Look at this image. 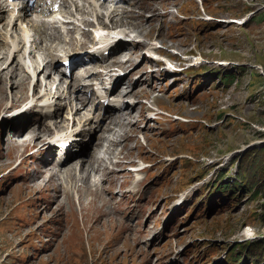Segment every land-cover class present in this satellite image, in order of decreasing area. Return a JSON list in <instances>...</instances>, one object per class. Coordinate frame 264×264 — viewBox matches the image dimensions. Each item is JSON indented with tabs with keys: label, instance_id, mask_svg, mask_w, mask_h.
I'll use <instances>...</instances> for the list:
<instances>
[{
	"label": "rangeland",
	"instance_id": "obj_1",
	"mask_svg": "<svg viewBox=\"0 0 264 264\" xmlns=\"http://www.w3.org/2000/svg\"><path fill=\"white\" fill-rule=\"evenodd\" d=\"M166 6L168 14L163 24L155 15L146 26L145 21L127 25L130 29L125 39L143 40V45L153 40L161 53L172 55L176 60L194 54L195 59L212 63L209 67L216 71L214 77L198 74L188 78L186 72H181L175 73L177 83L173 86L170 85L172 75L159 81L161 87L168 88V93L173 95L164 96L162 99L166 102L158 98L152 106L158 108V104L163 112L174 113L179 122L168 137L161 133L163 128L157 126L156 118L152 122L153 130L142 131L137 126L135 134L129 123H123L113 128L115 133L110 138L117 133L124 135L129 143L123 145L121 142L122 147H115L114 151L123 147L124 153L131 150L125 156L128 159L142 154L140 157L146 158L147 162L163 160V164L168 165L175 158L178 162L165 170L150 169L141 173L146 178L142 185L133 189L139 191L125 197L119 205L109 203L112 202L109 199L111 189L109 185H103L108 181L117 190L115 177L111 178L118 175L117 171L104 174L91 170L93 185L95 183L103 190L97 200L101 205L98 208L96 203L91 204L92 195L78 180L79 176L68 177L76 161L92 160L96 151L101 150L97 141L84 138L79 146L78 142L71 147L73 153L82 151L84 156H74L59 168L58 187L48 179H34L42 168L51 170L48 167L53 158H48L52 154L48 153L37 166L40 152L52 148L38 145V151L32 156L37 148L35 142L31 143L33 148L26 144L33 127L39 125L38 121L33 123L39 118L31 117L40 115L39 107H31L32 110L36 108L33 115L31 109L15 110L16 116L11 113L12 109L0 111V264H225L233 253L245 256L242 264H264V0H203V3L202 0H173ZM147 15L151 16L150 12ZM242 18L249 20L244 24L235 22ZM137 26L142 29L140 37L134 32ZM160 27L164 34H160ZM17 61L14 60L12 66ZM156 68L160 67L156 65ZM141 69L133 76L140 75L138 85L147 82L150 75L147 67ZM227 73L232 76L224 78ZM42 79L43 74L35 79L39 84L34 81L32 86L29 85L28 96L40 94V88L44 86ZM64 79L72 88V79ZM202 80L208 81V89L206 87L203 96L198 97ZM31 89H37V93ZM192 91L193 94L188 95ZM184 95L188 96L184 98ZM62 104L55 116L59 126L67 122L64 118L67 120L70 112L73 113L70 107L68 114L69 102ZM175 116L190 119L185 121L190 128ZM13 117L16 120L7 125ZM24 120L27 124L23 129L21 123ZM42 121L40 128L49 122ZM162 121L173 119L167 117ZM161 125L174 127L167 122ZM18 130L23 131V136L13 138L16 149L11 148V132ZM54 132L50 136L53 140L63 131ZM65 133L63 135H67V131ZM96 142L97 147H94ZM80 146H84L82 150H79ZM60 153L58 150L57 158ZM118 153L114 152L111 158ZM22 158L24 162L19 165ZM240 169L248 173V181H244L250 189L248 194L243 189H235L225 196L214 195V185L221 179L219 172L224 173L223 182L227 183L237 177ZM73 181H76L72 186L75 203L70 206L64 194ZM42 185L48 191H40ZM79 186L83 190L82 196L89 197V200L81 199V210H78ZM143 188H146L145 192ZM114 200L120 201L121 197H114ZM52 203L53 208L58 205L57 209H51ZM144 228L147 234L143 235ZM138 235L142 237L138 238Z\"/></svg>",
	"mask_w": 264,
	"mask_h": 264
},
{
	"label": "bare ground",
	"instance_id": "obj_2",
	"mask_svg": "<svg viewBox=\"0 0 264 264\" xmlns=\"http://www.w3.org/2000/svg\"><path fill=\"white\" fill-rule=\"evenodd\" d=\"M127 1H130V4L137 5L140 10L136 12L133 8L130 7L129 9H124L120 15L121 17L116 21L117 25L112 28L113 30H115V33H113L114 36L107 35L102 40L95 41V37L90 31L84 32L82 37H77L73 35L74 32L70 27H68L67 33L63 31V33H65L64 36H70L69 39H66L62 36V25L58 24L56 20L45 21L41 22L40 24L37 23L36 25L38 27L41 26L40 30H42V33L37 32L36 35L31 33L29 29L28 19L39 20L40 17L45 16V13L51 9L52 5L57 2V0H34L33 3L26 2L23 7L15 10L10 8L6 0H0V111L8 112L12 109L11 113H14V115L16 116L17 111L15 110H32L31 107H33V105L34 107H39L40 115H38V117L31 116L39 118L38 120H33L34 124L36 123V121H38L39 125H35V127H33L31 137H29L30 139L26 144H30L28 148H33L31 144L33 142H35V147L44 144L45 148H52L51 150L41 151L38 157V161L36 162L38 166L39 162L45 159L48 153H52L48 156V158L53 157L51 164L48 167L51 170L48 171L44 169L45 167L42 168L34 179L43 178V181H47L48 179L49 181H52L54 184L60 187V184L57 183V179L59 178L57 171H59V168L61 169L63 166H65L70 158L74 156L78 157L79 155L84 156V154L82 151L73 153V151L71 150L67 152L69 154L65 155L63 159H59L56 158L57 151L62 150L59 146L67 144L68 139L72 138L73 136H76L74 138L77 139V141H73L72 146L77 145L78 142L79 143L77 146H79L84 138L85 140H93V138L96 137L95 130L93 128L94 125L90 124V121L88 119L89 115L85 112L86 104L83 103V92L85 88L88 91L89 89L93 88L95 84L101 86V83L95 82L90 83L88 86H85V84L87 82H90L89 80L92 79L89 78L91 76L93 77V74L96 75L97 79H101V77H103V75L105 74L110 75L111 77L113 76V72L117 70V68H121L122 70H124L126 72L125 75L128 76L127 81L125 82L117 80L114 83L113 89L111 90L115 97L113 98L114 100L112 102V115L110 116V121L109 123H105L103 126H101V132L98 136V141L93 140L98 142L99 147L102 146L101 150L96 151L92 160L89 159L85 161L82 159L76 161L74 165L71 164L73 167L68 172L70 174L68 177H73V175L74 177L79 176L78 180H80L87 186L86 188L88 192L92 195L91 204L96 203L98 208H100L101 205L97 204V200L100 197V192L103 193V190H101L100 186L95 185V183L93 185L94 181L92 179L93 176L90 173L91 170H93V172H96V170H98L104 174H115V172L117 171L118 175L111 176V178L115 177L116 188H119L118 191L114 189L115 186L110 185V182H103L104 186L109 185V188L111 189V195L109 199H112V202L109 203H111L112 205H119L124 200L123 197L128 194V192L129 196L135 193L133 190L126 189L127 186L132 182V178L135 175V172L133 170L127 169L128 164L133 163L134 159L130 158L127 161V157H125L126 155H129L131 153V150L127 149L124 153L125 149L123 147L122 153H120L122 150L114 151L115 147H122L121 142H123V145H126L127 143H129V141L125 140L123 134L118 133L116 134V136L114 135L110 138V136L115 133L113 132V128L116 126L120 127L123 125V123H125L126 125L129 123V127L132 128V131L135 134H137V132L134 129L137 126L142 131H145L147 128L153 130V128H155V125L152 124L151 117L146 115V112L152 108L149 102L154 101V99H162L164 98V96H167L165 92L161 95L159 94V91L162 90L161 86L159 85V81L160 79H162V77H164V75H166L167 70L169 69H159L155 67L156 63L153 61V57L148 54V52H152L156 49L153 44V40H150L147 45H143L145 42L143 40L134 42L129 38H125H127V30L130 29V27H126L127 25H139L141 24V22L143 23V21H145L144 26H146L151 22L155 15L158 16L159 21L163 24L166 21L168 14L166 5L173 0ZM148 3L152 4L153 6L147 5ZM77 7L79 10L78 15L81 16H86L89 13V9H91L95 13H98L97 8L93 7L91 2H89L88 7H86V5L84 7H81L79 4H77ZM161 8H164L163 12L161 11ZM149 10H151L154 14H152V12ZM146 12H151L153 16L151 15L148 17L146 15ZM30 13L32 14V16L29 18ZM78 15L74 13L71 17H78ZM106 15H108L107 12ZM112 15L114 17L118 16V14H115L114 12H112ZM108 17L110 18V14L108 15ZM81 20L83 21L84 19ZM181 21L182 23H185L183 19H181ZM73 28H76L75 23ZM140 29L141 28L137 26L134 32L139 35ZM161 29L162 27H160L159 30L160 34H164ZM77 31L78 29H76V32ZM120 34L121 37L117 39L116 37ZM100 42L103 45L97 46ZM44 43L47 44L45 45ZM91 43L92 46H89ZM4 48H6V50ZM117 49L122 50H120V52H118V54L113 57L111 63L107 67V71L94 72V66L90 63L84 66L83 72L80 75L76 76L78 81L76 84L77 92L75 94L71 92V90L69 89V85H65L64 75L67 76L66 67H57V65H59L61 61L59 59H63V54H66L69 57H73L76 56L77 53H82V55L94 60L103 58V54L106 50L116 51ZM135 57H137L136 60ZM142 58H145V60L142 61ZM14 60L18 61L14 66H12ZM137 61L142 63L141 66L136 65L138 63ZM133 63L136 64L132 65ZM211 64L212 63L210 62L207 63L208 66H211ZM146 67L148 74L150 73V75H148V80L147 82L138 85V78L140 77V75L136 80H133V76L137 74L136 71H139L140 73L142 70L141 68L146 69ZM130 68L133 69L127 71ZM3 70L7 71L5 72ZM42 74V81L44 86L40 88V94H33L32 96H28V88H31L29 87V85L32 86L34 81V84H39L37 82L38 80L36 81L35 79H38L39 75ZM9 75H11L12 77L10 76L11 78H9ZM8 78L11 81L10 84L7 82ZM121 83L125 84L121 85ZM7 87H9V90H6ZM136 89H138V91L136 93H133V91ZM31 91L35 92L37 91V89H31ZM107 91L109 90L107 89ZM70 94L72 95V98L70 97ZM171 94H168V96ZM110 95L112 94L110 93ZM144 98H147V100L149 99V102H144ZM63 101L69 102L70 104V106H68V114L70 112V107L73 108V113L70 112L69 116L67 115V120L66 118H64V120L67 122H65L63 126H59L55 122V116L57 112H59L61 107H63ZM7 102H9V104H7ZM22 103H24V105L21 106ZM34 109L32 110L31 115L35 113ZM131 113L133 114L132 117L130 115ZM135 114L137 115V117H135ZM25 115L26 114H24V116ZM42 119H45L46 121L49 120V122L46 123L43 128H40V126L44 123ZM160 119L162 120L163 118L160 117ZM15 120V117H13L11 120L9 119V123H7V125H10ZM75 120H78V127L76 126ZM142 121H146V125L143 128H141V126L139 125ZM26 124L27 123L24 120L21 123V128L24 129ZM73 126L75 127V130L72 129ZM49 127H51V129H49ZM97 127L99 128V125H97ZM12 128L13 127H10L11 130ZM55 128H59L63 132L58 133V136H56L53 140V138L50 137L52 136L53 132L55 131V134L56 132H61L60 130H55ZM81 129L83 130L81 131ZM127 129L128 128H125V130ZM66 131L67 135H63L66 134ZM22 132L23 131L19 130L16 132H11V138L9 139V145L11 146V148L16 147L14 139L16 137H22ZM130 137H133V134L130 133ZM41 138H43L42 141H38ZM49 140H51L50 143H48ZM131 140L132 139H130V141ZM97 142L94 144L95 147H97ZM24 143H22V145L26 146V144ZM83 147L84 146H80L79 150H82ZM38 149L39 147H37L35 149V152L31 153V155H34L38 151ZM118 151V155H116L114 158H111L114 152L117 153ZM3 158H5V155L3 156ZM175 159L178 160V158ZM23 162L24 161L22 158V161L19 163V165ZM107 162L109 165L110 163H112V165L109 166ZM160 163L163 164V160H161ZM99 165H102V167ZM36 170L37 168L33 173H35ZM65 176L67 178V174H65ZM73 183H76V181H73L71 187H68L69 190H65V194L62 191L66 196V199H68L69 202L67 201V203H69L70 206L75 203L73 200L75 190V188H72V186H74ZM137 186H139V184ZM80 187L81 186L78 187L79 193L83 191L82 189H80ZM45 190L47 189L42 185L40 191ZM144 190L145 189H143L142 191ZM118 195H120L122 198L120 201H115L114 197H116L117 199ZM84 198L89 200V197L82 196V194L79 195L78 210H81V199L83 200ZM61 201L62 200H59V202ZM57 207L53 208V203L51 204L52 210L57 209ZM41 210H45V208H42ZM103 215H105L104 212ZM139 215L140 211H138V216ZM141 233H143V235L147 234L146 228L142 229ZM141 237L142 235H138V238Z\"/></svg>",
	"mask_w": 264,
	"mask_h": 264
}]
</instances>
